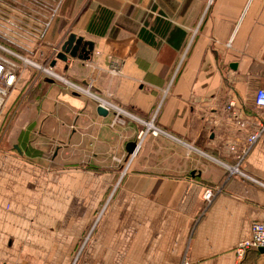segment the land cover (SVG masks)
<instances>
[{
  "label": "crops",
  "instance_id": "1",
  "mask_svg": "<svg viewBox=\"0 0 264 264\" xmlns=\"http://www.w3.org/2000/svg\"><path fill=\"white\" fill-rule=\"evenodd\" d=\"M72 3L78 22L60 46L71 33L92 41L95 91L144 123L112 127L113 111L100 116L99 106L47 82V114L34 115L19 161H0V263L71 264L106 206L80 264H264L262 250L236 254L264 222V134L237 161L264 122L255 105L264 89V0ZM111 58L120 76L106 72ZM91 62L56 70L89 84ZM151 121L164 134L147 135L132 156ZM20 122L25 135L30 123ZM237 165L262 184L230 174ZM115 182L116 198L104 201ZM207 188H220L208 206Z\"/></svg>",
  "mask_w": 264,
  "mask_h": 264
},
{
  "label": "rangeland",
  "instance_id": "2",
  "mask_svg": "<svg viewBox=\"0 0 264 264\" xmlns=\"http://www.w3.org/2000/svg\"><path fill=\"white\" fill-rule=\"evenodd\" d=\"M72 6V0H0V61L5 62L6 76L7 74L15 76L12 86L7 85L5 77L0 80V89L5 92L0 104V161L5 158L19 161L21 154L16 147L20 148V141H24L26 136H31V132L35 130L33 129L35 127L34 115L47 114L45 111L50 86L46 80L51 76L46 73V70L50 69V60L54 58L56 50L59 49L66 31L78 22L77 14L73 16L68 14L70 12L68 8ZM111 61L114 59L111 58ZM89 68L94 69V72H91L90 81L88 78L86 82L96 87L92 81L101 75L99 66L91 62L87 69ZM52 69L67 82L52 77L53 79H50L52 84L56 83L60 86L59 88L76 94L68 88L70 84L76 88L77 94L97 106L100 105L98 104L100 99L107 105H117L106 100L94 90L88 91L90 88L72 81L56 70V67ZM85 73L86 71L84 75ZM24 115L27 123H30L26 130L28 133L25 135L21 129L22 122H20ZM43 148L46 149L47 146ZM43 153L45 154V151ZM123 177L124 174L120 176V181ZM115 184L116 182L106 193L104 201L116 198ZM107 211L104 206L95 213V219L87 226L86 232L83 233L82 239L79 240L72 254L71 264H80L86 251L94 245L96 234Z\"/></svg>",
  "mask_w": 264,
  "mask_h": 264
},
{
  "label": "built area",
  "instance_id": "3",
  "mask_svg": "<svg viewBox=\"0 0 264 264\" xmlns=\"http://www.w3.org/2000/svg\"><path fill=\"white\" fill-rule=\"evenodd\" d=\"M58 50H56L57 52ZM51 62L49 63L50 66ZM0 67H2V69L4 68V71L1 69L0 73H3V76L1 77V79L3 77L6 78V82L8 80V78L14 76L13 74H7L6 76V65L5 62L0 61ZM2 71V72H1ZM106 72L115 75V76H120L121 75V70L120 67L118 68V61L114 60L111 61L108 69L106 70ZM46 73L51 76V78L47 79H53V78H58L57 80L62 81V82H66L65 80H63L61 77H59L54 70L52 69V67H50L49 70H46ZM5 75V76H4ZM15 77V76H14ZM53 77V78H52ZM15 79V78H14ZM56 80V81H57ZM58 82V81H57ZM67 83V82H66ZM81 85V84H80ZM85 87H88L90 89H88V91H92V90H96L95 87L93 85L89 84H84ZM69 89H72L73 92L77 91L75 90L76 88H74L73 86H71L69 84L68 86ZM85 93H87V91H84ZM3 98V97H2ZM95 98V97H94ZM96 99V98H95ZM97 100V99H96ZM1 104V102H0ZM98 104L99 107L104 108L108 113L109 112H114V118L112 121L111 126L115 127L117 125L119 126H124L127 124V122L129 120H133L136 122H140L142 123L143 121L139 120L137 117H135L133 114H131L130 112L126 111L123 107L118 106V105H107L106 102H104L102 99L98 100ZM255 105L261 109H264V89H259L256 92L255 95ZM236 106L235 101L230 102L228 109L232 110L234 107ZM144 123V122H143ZM145 126L146 128L143 129L142 131H140L139 135H138V143H137V147L135 152L132 154V156H135V154L140 150L143 141L146 139L147 135H154V136H159L161 134H164L163 131H161L160 129H158L153 121L146 123L145 122ZM264 134V122L259 126L258 130L251 135L248 139H247V144L244 147V149L241 150L240 155H237V161L238 163H241L246 156L249 154L250 150L252 149L253 145L263 136ZM126 172V170H125ZM125 172L123 174H125ZM230 174H234V175H239L243 178L246 179H250L252 181H255L256 183H260L259 181H256L255 179H253L252 177L242 173L239 170V165L234 166V167H230L229 169ZM220 188H207L204 192L203 195V199L205 201L206 205H210L213 200L215 199L216 195L218 194ZM252 237L249 240L246 241H242L239 243L237 249H236V254L238 259H243L251 250H264V222H257L254 223L252 225ZM186 257H184L183 263L182 264H188L187 259H185ZM3 264V263H0Z\"/></svg>",
  "mask_w": 264,
  "mask_h": 264
},
{
  "label": "water",
  "instance_id": "4",
  "mask_svg": "<svg viewBox=\"0 0 264 264\" xmlns=\"http://www.w3.org/2000/svg\"><path fill=\"white\" fill-rule=\"evenodd\" d=\"M94 50L95 44L92 41L85 40L83 37L71 33L66 41H64L59 47L58 53L56 54L54 61L50 64V67L55 68L57 64H60L65 71L67 68L66 64L72 60L91 62ZM47 82L53 83L51 80H47ZM97 112L103 117L108 115V112L102 107H98ZM16 149L21 154L20 148L16 147ZM262 251L264 252L263 249Z\"/></svg>",
  "mask_w": 264,
  "mask_h": 264
},
{
  "label": "bare ground",
  "instance_id": "5",
  "mask_svg": "<svg viewBox=\"0 0 264 264\" xmlns=\"http://www.w3.org/2000/svg\"><path fill=\"white\" fill-rule=\"evenodd\" d=\"M1 69H2V67H0V70ZM2 70L4 71V68ZM3 74H4V72L3 73H0V80H1V77L3 76ZM14 78H15L14 76H12L11 78L9 77L8 80H7V85L12 86L14 84V82H15V79ZM4 93L5 92H3L2 89H0V102H2V100H3L2 97L4 96Z\"/></svg>",
  "mask_w": 264,
  "mask_h": 264
}]
</instances>
